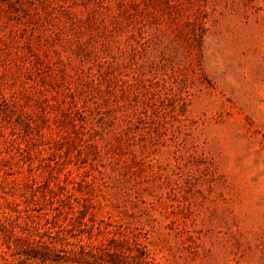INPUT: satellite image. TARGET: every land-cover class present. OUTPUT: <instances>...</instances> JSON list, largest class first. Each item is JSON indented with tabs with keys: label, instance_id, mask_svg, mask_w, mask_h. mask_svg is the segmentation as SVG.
<instances>
[{
	"label": "rangeland",
	"instance_id": "obj_1",
	"mask_svg": "<svg viewBox=\"0 0 264 264\" xmlns=\"http://www.w3.org/2000/svg\"><path fill=\"white\" fill-rule=\"evenodd\" d=\"M0 264H264V0H0Z\"/></svg>",
	"mask_w": 264,
	"mask_h": 264
}]
</instances>
